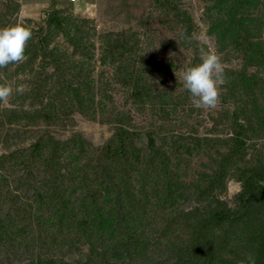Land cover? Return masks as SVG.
Returning a JSON list of instances; mask_svg holds the SVG:
<instances>
[{"label":"rangeland","instance_id":"374dc122","mask_svg":"<svg viewBox=\"0 0 264 264\" xmlns=\"http://www.w3.org/2000/svg\"><path fill=\"white\" fill-rule=\"evenodd\" d=\"M13 24L0 264H264V0H0Z\"/></svg>","mask_w":264,"mask_h":264},{"label":"clouds","instance_id":"9594fccd","mask_svg":"<svg viewBox=\"0 0 264 264\" xmlns=\"http://www.w3.org/2000/svg\"><path fill=\"white\" fill-rule=\"evenodd\" d=\"M30 36L31 31L21 24L0 27V66L23 60L25 43ZM182 78L195 107L215 106L217 87L223 82V67L214 50H209L199 63L187 67ZM9 91L7 86H0V97L7 96Z\"/></svg>","mask_w":264,"mask_h":264},{"label":"built area","instance_id":"2783aa9c","mask_svg":"<svg viewBox=\"0 0 264 264\" xmlns=\"http://www.w3.org/2000/svg\"><path fill=\"white\" fill-rule=\"evenodd\" d=\"M71 1H73V0H71Z\"/></svg>","mask_w":264,"mask_h":264}]
</instances>
